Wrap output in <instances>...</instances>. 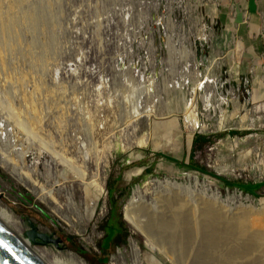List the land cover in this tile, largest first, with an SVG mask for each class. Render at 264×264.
I'll return each instance as SVG.
<instances>
[{"label":"rangeland","instance_id":"rangeland-1","mask_svg":"<svg viewBox=\"0 0 264 264\" xmlns=\"http://www.w3.org/2000/svg\"><path fill=\"white\" fill-rule=\"evenodd\" d=\"M24 1L0 4L1 19L17 15L15 27L0 26V158L10 160L0 194L57 250L88 264L202 263L191 209L175 238H146L127 222L137 187L144 208L173 184L258 226L264 24L237 19V0ZM226 253L215 264L251 263Z\"/></svg>","mask_w":264,"mask_h":264},{"label":"bare ground","instance_id":"bare-ground-1","mask_svg":"<svg viewBox=\"0 0 264 264\" xmlns=\"http://www.w3.org/2000/svg\"><path fill=\"white\" fill-rule=\"evenodd\" d=\"M14 1L12 0V2ZM17 1L18 2H15V4L17 5L21 1H23V3L25 2L24 0H17ZM0 4H1V0H0ZM11 5L12 4H10L9 6ZM1 9L2 7L0 6V11ZM0 13L3 12L1 11ZM7 13H9L10 15V12ZM1 17L4 16L0 15L1 27L4 26L12 27V28L15 27L14 24H16L17 22L15 17H17V15L7 20L6 18L5 20L1 19ZM29 22H34V21H32V19L30 21L29 19ZM152 83L153 80L149 81V83L147 84L148 92L151 90L149 89V87L153 86ZM140 116L136 115L135 117L138 118ZM52 152L53 154L57 155L62 159L61 155L58 154L55 150H52ZM85 155L86 156L88 155L87 152H85ZM9 161L10 160H8L7 158L4 157L0 158V163L2 164V166L6 168L9 167L8 165ZM14 167H15L14 165L13 168L11 167L12 171L15 172V174L21 180L27 177L25 174L22 173L21 170H20L21 172L17 171L16 168ZM197 184H198V180L195 179V185ZM91 185L95 187L99 195L103 192V188L101 187L100 184L93 183ZM170 187L171 190H175V192L170 191L168 192L169 194H167V196L165 197L163 196L162 199H160L161 202L159 206L156 208L154 205H152L154 206L153 208L152 207L144 208L142 204L140 205L138 199L139 196H142L140 192L141 190L138 187L135 188L133 191V195L129 199L128 203L125 205V209H124V215L127 222L135 230L141 231L146 238L152 237V235H154L153 234L154 230L155 231L159 230L162 233V235H168L171 236L172 238H175L178 234L177 231L183 229L182 222H184V224L187 222L186 217L188 216L184 214V211L191 209L192 212L188 217L190 220L188 227H194V230L197 232V236L202 237V243L204 242L203 244L205 251L203 256L204 258L202 257L203 261L202 263L199 262V264H215L214 261L215 259L213 258V256L218 257L219 255H221L223 257V253H226L225 250L228 251L226 254L229 253V255L226 257L227 261L236 258V256L240 257V256L252 255L251 263H247V264H264V215L259 213L261 215L259 217L260 219L258 221L259 222L258 226L255 228H249L246 225V220L248 217V214L246 212L243 213L229 212L223 209L217 203V201L208 200V199H207L208 201H206L204 200V198L201 197H199L200 199L194 198L195 200L192 201L189 199V195L186 192L188 191V189L185 191L186 188L180 189L179 187H177V185H173V184H171ZM52 192H53L52 189L51 191L50 189L49 190L41 189L39 192V196L42 199L49 197L52 198L53 197ZM194 250H197V248H195ZM198 251L200 250L198 249L197 252ZM68 255H69V259L75 262L76 264H88L84 259L77 257V255L73 253L72 254L70 253ZM197 255L199 257V252L197 253ZM194 264H196V261Z\"/></svg>","mask_w":264,"mask_h":264},{"label":"water","instance_id":"water-1","mask_svg":"<svg viewBox=\"0 0 264 264\" xmlns=\"http://www.w3.org/2000/svg\"><path fill=\"white\" fill-rule=\"evenodd\" d=\"M49 240L0 194V264H76Z\"/></svg>","mask_w":264,"mask_h":264},{"label":"crops","instance_id":"crops-1","mask_svg":"<svg viewBox=\"0 0 264 264\" xmlns=\"http://www.w3.org/2000/svg\"><path fill=\"white\" fill-rule=\"evenodd\" d=\"M238 11L237 19H243V13L247 12L250 26L264 24V0H237ZM238 13V12H237ZM257 29H255L256 32Z\"/></svg>","mask_w":264,"mask_h":264},{"label":"trees","instance_id":"trees-1","mask_svg":"<svg viewBox=\"0 0 264 264\" xmlns=\"http://www.w3.org/2000/svg\"><path fill=\"white\" fill-rule=\"evenodd\" d=\"M198 140H205V137L202 136V135H197L196 138H195V140H194V143H196ZM191 166H192L193 168L198 169L197 167H195V166L192 164V162H191ZM119 180H120V176H117L116 179H114L113 184L110 183L109 197H110V203H111V218L113 217V213H114V207H113V204H112V200H113V192H114V190H116V186H115V185H116V183H118ZM225 183H226L227 186H235V185H236L235 183H232V182L227 181V180H225ZM246 188H247V189H245V188H244V189H245V190H248V191H250V192H252V187H251V186H247ZM116 230H117V229H116L113 225H111V226L109 227V231H110L109 236L113 235V234L116 232Z\"/></svg>","mask_w":264,"mask_h":264},{"label":"built area","instance_id":"built-area-1","mask_svg":"<svg viewBox=\"0 0 264 264\" xmlns=\"http://www.w3.org/2000/svg\"><path fill=\"white\" fill-rule=\"evenodd\" d=\"M243 21L245 22L246 20H244L245 18L248 19V14L247 12L243 13ZM164 42V41H163ZM156 77V76H155ZM150 89H151V86H150ZM151 91V90H150ZM154 92V91H153Z\"/></svg>","mask_w":264,"mask_h":264}]
</instances>
